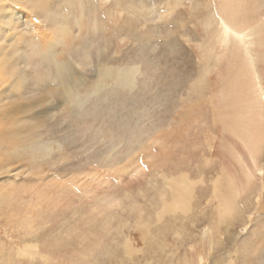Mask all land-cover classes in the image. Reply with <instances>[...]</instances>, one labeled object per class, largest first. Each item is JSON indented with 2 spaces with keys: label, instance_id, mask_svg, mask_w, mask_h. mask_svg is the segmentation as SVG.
<instances>
[{
  "label": "rangeland",
  "instance_id": "1",
  "mask_svg": "<svg viewBox=\"0 0 264 264\" xmlns=\"http://www.w3.org/2000/svg\"><path fill=\"white\" fill-rule=\"evenodd\" d=\"M0 120V264H264V0H0Z\"/></svg>",
  "mask_w": 264,
  "mask_h": 264
},
{
  "label": "bare ground",
  "instance_id": "2",
  "mask_svg": "<svg viewBox=\"0 0 264 264\" xmlns=\"http://www.w3.org/2000/svg\"><path fill=\"white\" fill-rule=\"evenodd\" d=\"M14 2H15V0H14ZM17 3H18V2H17ZM217 58H218V57H217ZM105 70H106V69H105ZM127 73H128V72H127ZM109 76H110V75H109ZM70 94H71V93H70ZM4 102H5V101H4ZM6 102H7V101H6ZM183 112H184V111H183ZM4 113H5V112H4ZM0 121H1V120H0ZM25 121H26V120H25ZM27 121H28V120H27ZM35 122H37V121H35ZM31 123H32V122H31ZM26 124H27V123H26ZM24 125H25V124H24ZM25 126H26V125H25ZM0 128H1V127H0ZM27 128H28V127H27ZM21 130H22V129H21ZM4 132H5V131H4ZM4 132H3V133H4ZM19 132H20V131H19ZM3 133H2V134H3ZM21 133H22V132H21ZM8 135H9V134H8ZM10 135H11V134H10ZM0 136H1V135H0ZM24 136H25V135H24ZM24 136H22V137H24ZM28 137H29V136H28ZM5 138H7V137H5ZM23 140H24L25 144L28 145V144H27V140H26L25 138H23ZM3 141H4V139H3ZM8 144H9V143H8ZM38 145H39V144H38ZM39 147H40V146H39ZM247 187H248V186H247ZM232 192H233V191H232ZM242 193H243V192H242ZM260 193H261V192H260ZM238 196H239V194H238ZM209 263H210V262H209Z\"/></svg>",
  "mask_w": 264,
  "mask_h": 264
}]
</instances>
